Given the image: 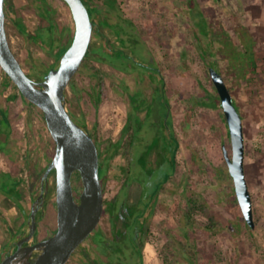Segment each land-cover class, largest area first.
Wrapping results in <instances>:
<instances>
[{
    "label": "rangeland",
    "instance_id": "rangeland-1",
    "mask_svg": "<svg viewBox=\"0 0 264 264\" xmlns=\"http://www.w3.org/2000/svg\"><path fill=\"white\" fill-rule=\"evenodd\" d=\"M87 1L99 10L97 28L67 89V106L96 141L105 202L119 208L111 214L105 203L98 228L68 264H142V240L143 264H264V0ZM5 7L12 48L41 81L74 38L71 9L64 0H6ZM253 63L262 68L253 70ZM211 67L224 76L243 117L254 229L224 156V146L232 155V142L221 103L213 106ZM14 84L0 65V253L28 234L56 152L43 112ZM132 166L154 183L147 232L134 224L136 235L127 231V207L140 208L147 197L137 176L127 174ZM50 180V206L32 243L58 230L56 177ZM73 186L77 196V172ZM190 199L206 207L192 221Z\"/></svg>",
    "mask_w": 264,
    "mask_h": 264
},
{
    "label": "water",
    "instance_id": "water-1",
    "mask_svg": "<svg viewBox=\"0 0 264 264\" xmlns=\"http://www.w3.org/2000/svg\"><path fill=\"white\" fill-rule=\"evenodd\" d=\"M64 1L75 21L73 41L62 55L59 66L52 68L41 81H35L12 48L7 29L6 0H0V65L21 94L41 108L56 144L54 158L42 179L43 192L33 203L29 233L17 242L15 251L0 260V264H68L75 251L98 228L105 212L99 148L88 126L76 121L69 112L66 96L92 44L94 22L84 0ZM210 75L221 99L232 142V155L224 146V156L244 218L254 229V203L245 169L243 117L224 76L214 67L210 68ZM53 172L56 173L58 230L46 239L28 244L39 227L38 212L46 202ZM75 172L80 173L83 183L78 197L73 186Z\"/></svg>",
    "mask_w": 264,
    "mask_h": 264
},
{
    "label": "trees",
    "instance_id": "trees-1",
    "mask_svg": "<svg viewBox=\"0 0 264 264\" xmlns=\"http://www.w3.org/2000/svg\"><path fill=\"white\" fill-rule=\"evenodd\" d=\"M84 1H85L86 5L89 8V11H90V14H91V18H92V20L94 22V31H95V29L97 28V24L95 22V18H96V14H97V12L99 10L97 9V7H95L92 4H90V2H88L87 0H84ZM193 1L194 0H191V3H193ZM72 41H73V39L65 47H63L62 51L60 52V58L66 52V50L69 48V46L71 45ZM203 54H204V57H207L208 55H210L209 53H207L206 50L203 52ZM58 66H59V63H56V64L53 65L52 68H55V67H58ZM252 67H253V70H258L261 67V65L259 63H256V64L253 63L252 64ZM14 87H15V89H18V87L15 84H14ZM29 102L32 105H35L31 101H29ZM220 103H221V99H220L219 94H217V96L213 99V106L220 105ZM235 104H236L238 110L240 111L239 106L236 103V101H235ZM36 107H38V106H36ZM39 109L41 110V108H39ZM143 164L144 165L141 166V167L146 170L147 174H151L152 175V174L155 173V170H152L150 168H146L147 167V162H144ZM103 166L104 165H103L102 161L100 160V175H101V179H102V182H103V188H104L105 187L104 185H105V173L106 172H105V169H104ZM137 172H138V169L135 168V167H133V166L130 167V168H128V170H127V174L129 175V178L134 179L135 176H137V179L143 185V188H144V191H145V194H146V197L147 198H146V201L143 202V204H142L143 206L140 207V208L139 207H132V206H128L127 207L128 215L125 216V218H126L125 223L127 225V231L130 230L131 233H133V235H136L135 234L136 230L140 231L139 227L141 229H143V231H142L143 234L147 232V230H146L147 227H145L147 225V213H148V211H150V213L152 214L153 213V210H154V204L152 203L151 199L148 200L150 198V196H151V191L153 192L154 183L150 184L149 180L147 182H145V180L142 178V175H140L141 173L140 172L137 173ZM77 174H78V176L80 178V182L82 184V189H83V183H82V180H81L80 173L77 172ZM2 183L4 184L5 181H3ZM162 187H163V182H161L158 190L162 189ZM0 190H2V186L1 185H0ZM78 196H79V194L77 195V197ZM105 203H107V205H108V207L106 208L107 211H109L111 214H115L116 213V210L119 208L118 207V204L116 203V201L113 200V201L105 202ZM205 210H206V207L204 205L199 204V202L197 200H195V199H190V202H189L188 208H187L186 218H187L188 221H192L194 215L197 214L198 211H205ZM122 215H124V214H116V217L117 218H120V217H122ZM210 219L212 221L211 222L212 223L211 226L213 227L214 224H215V222L217 221V217L215 215L211 214L210 215ZM134 224H138L139 227L138 226H134ZM126 232H119V233L122 235V234H124ZM139 243L140 244L136 245V250H137V253L139 254V257H141V261H142V264H143V262H144L143 261V259H144V256H143V246L145 244V241L142 240Z\"/></svg>",
    "mask_w": 264,
    "mask_h": 264
},
{
    "label": "flooded vegetation",
    "instance_id": "flooded-vegetation-1",
    "mask_svg": "<svg viewBox=\"0 0 264 264\" xmlns=\"http://www.w3.org/2000/svg\"><path fill=\"white\" fill-rule=\"evenodd\" d=\"M52 175H54V176L56 177V173H55V172H53ZM52 175H51V176H52ZM52 188H53V185H52V182H51V180H50V190H49V192H48V196H47V199H46V202H45L44 206H42V207L40 208L39 212H38V219H39V218L41 219L42 215H44L45 211H46V210L49 208V206H50V199H51ZM42 192H43V190H42V184H41V191H40L39 195L37 196V198L40 196V194H41ZM37 198H36V199H37ZM56 202H57V201H56ZM33 203H34V202H33ZM32 210H33V205H32ZM31 213H32V211H31ZM30 216H31V214H30ZM40 219H39V221H40ZM29 220H30V218H29ZM38 229H39V227H38ZM38 229H37V231H36V233H35L33 239L36 237V235H37V233H38ZM28 233H29V232H28ZM19 240H20V239H19ZM19 240H17V242H18ZM17 242H16V244L13 245L12 247H10V248L8 247V248L2 250V252L0 253V260H2L3 258H5V256H6L9 252L15 251V250L17 249ZM34 243H36V242H34ZM28 244H33V243H32V241H31V242L28 243Z\"/></svg>",
    "mask_w": 264,
    "mask_h": 264
}]
</instances>
